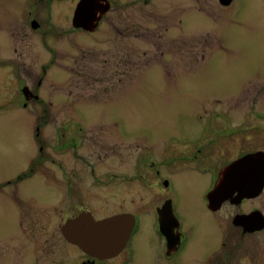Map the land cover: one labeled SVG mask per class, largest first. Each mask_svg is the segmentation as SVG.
<instances>
[{
  "label": "flooded vegetation",
  "instance_id": "af4514ba",
  "mask_svg": "<svg viewBox=\"0 0 264 264\" xmlns=\"http://www.w3.org/2000/svg\"><path fill=\"white\" fill-rule=\"evenodd\" d=\"M80 1L0 0V115L28 121L30 107L38 104L42 111L34 114L36 120L67 121L54 130L57 145L54 156L45 151L41 125L30 130L33 134L31 143L36 145L35 155L32 156L34 153L31 152L27 157L23 156L20 161L23 165L17 176L1 186L12 184L14 188H21L27 183H35V191L28 195L26 205L19 206L17 216V230L20 228L27 235L22 234L15 250L14 246L8 245L7 252L18 255L7 253V262L40 264L41 260H46L33 239L40 235L45 236L43 243L60 245L53 262L45 261L44 264H131L135 256L134 238L140 231L145 234L148 231L154 240L158 260L165 264L187 262L189 258L186 257L192 254V242L191 228L185 223L184 213L191 204L189 197L181 192L180 183L187 175L185 179L192 177L197 184L194 195L201 211L200 217L213 230V243L202 259L203 264H264V186L257 195L239 201L226 199L217 205L208 198V192L224 166L256 151H244L227 158L226 145L219 139L231 136L237 130L231 126V121L235 120L233 114L222 111L199 113L198 134L191 138L179 137L181 142L177 136L170 135L165 147L157 151L145 155L140 152L139 156L128 158V162L121 164H94L83 152L88 142L85 116L91 115L78 113L82 112L78 111L80 106L71 112L73 108L70 106L66 113L57 116L49 108L57 105L67 108V102L57 95L44 102L39 93V89L47 84V72L67 69L64 64L66 58L77 53L84 58L75 57V61L82 62L87 68L85 63H91L88 60L90 56H103L102 70H106L111 64L109 51L95 55L94 50L87 49L82 36L98 33L112 13L110 25L116 29V21H120L119 34L126 37L132 29L125 20L130 9H147V13L141 15L152 20L158 18L159 9H169L170 17L176 21L178 40L184 44L189 41L191 28L200 30L208 23L219 25L215 28V48L204 49L194 66L184 68H196L207 61L219 62L221 56L216 53L222 50V36H229L227 32L222 35V24L238 23L235 8L239 0H214L208 4L203 0H98L86 5L88 13L82 12L96 18L88 25H84L82 20H74ZM262 3L264 5V0ZM224 11L226 16L222 15ZM140 25L138 29H141ZM29 34H36L35 43ZM10 38L14 42L12 47ZM156 40L154 46L159 45L158 38ZM37 42H40L39 49L34 48ZM173 42L174 38L170 43ZM77 46L81 49L76 51ZM124 63L121 56L118 70L114 72L122 73ZM34 68L41 70L37 78L32 76L36 72ZM262 83L264 79L255 81L253 89L257 88L258 95L252 99L260 98L264 90ZM9 86L16 95L11 92V96H6ZM212 100L203 99L207 104L213 103ZM219 103L215 105H222ZM255 111L252 106L250 116L256 119L257 126L264 129V114ZM113 135L119 143H126L122 132ZM123 156L126 158L125 154ZM176 165L180 167L176 169ZM144 187L154 199L152 205L143 195ZM227 207L229 210L234 208V211L228 212L223 219L222 213ZM111 217L122 218L119 228L111 233L127 230L123 238L119 235L112 238L109 231L101 232L93 227L96 222ZM114 238H122L117 246Z\"/></svg>",
  "mask_w": 264,
  "mask_h": 264
},
{
  "label": "rangeland",
  "instance_id": "374dc122",
  "mask_svg": "<svg viewBox=\"0 0 264 264\" xmlns=\"http://www.w3.org/2000/svg\"><path fill=\"white\" fill-rule=\"evenodd\" d=\"M203 1L205 4L214 2ZM236 7L238 23L222 24V35L227 32L229 36H222V50L216 53L221 56V61H207L196 68L184 66H194L204 49L215 48V28L219 25L208 23L200 30L191 28L189 41L184 44L178 40L180 35L176 21L170 17L172 14L169 9H159L156 20L141 15L146 14L147 9H130L125 20L131 24L132 29L127 32L126 37L119 34L120 21H116V29L110 25L111 13L98 33L82 36L87 49L94 50L95 55L109 51V67L102 70L105 59L103 56H90L88 60L91 63H85L88 68L82 62L75 61L76 58H84L80 53L67 57L64 63L68 66L67 69L47 72V84L42 90L39 89L40 96H43L44 102L48 97L55 98L54 95L67 102V108L64 105L49 108L57 116L66 113L70 106L73 108L71 112H75V108L80 106L78 111L82 112L78 113L91 115H84L88 142L83 152L94 164H121L123 161L128 162V158L139 156L140 152L145 155L157 151L165 147V141L170 135L191 138L198 134L197 114L218 111L233 114L232 118L235 120L231 121V126L233 130L237 129L231 136L219 139L226 145L224 148L227 158L244 151H262L264 129L257 126L258 122L250 113L254 106L257 110L255 112L264 114V90L258 100L251 98L258 95L257 88L253 89L255 81L264 79V5L262 0H239ZM218 13L221 15V11ZM222 15L226 16V11ZM139 25L141 29H138ZM29 35L35 43L36 34ZM156 38L159 45L154 46ZM172 38L174 42L171 44ZM9 42L12 47L13 38ZM38 43L40 42L36 43L35 49L41 48ZM75 49L77 51L81 48L77 46ZM68 50L71 48L68 47ZM121 56L125 60L124 71L114 72L118 70ZM33 70L36 72L32 76L37 78L41 70ZM50 81L54 83L51 84ZM262 86L264 87L263 83ZM250 90L252 91L249 92ZM11 92L13 91L9 86L6 96H11ZM13 95L16 94L13 92ZM207 98L215 101L207 104L203 101ZM218 102L222 105H215ZM16 109L14 107L13 111L16 112ZM40 110L38 104H33L28 121L24 122L9 118V115H0V264H9L7 253L11 256L12 253L18 255L16 252H7L8 245L11 248L14 246L15 250L20 243L18 240L27 235L24 230L19 228L21 233L17 230V216L19 206L26 205L28 195L35 191V183H27L21 188H14L12 184L1 186L17 176L23 165L20 163L23 156L27 157L31 152L34 153L32 156L35 155L36 145L31 143L33 134L30 130L41 125L45 151L54 156L57 147L54 130L67 122L65 119L36 120L34 114L42 111ZM70 128H73L72 125ZM118 132H122L125 144L119 143L113 135ZM180 141L182 142L181 139ZM137 144L140 145L136 147ZM260 148L263 149L257 150ZM174 151L177 152L178 149L174 148ZM123 154L126 158L122 157ZM179 167L180 165L175 166L176 169ZM186 176L183 178L184 182L180 183L181 192L189 197L191 204L190 211L184 213V218L191 228L192 254L186 257L189 258L187 262L170 264H203L202 259L213 243V230L200 217L201 211L194 195V186L197 184L192 177H187L186 180ZM144 189L143 195L152 205L154 199L145 187ZM229 209L227 207L222 213L223 219L228 212L234 211V208ZM8 237L11 239H7ZM229 237L231 240V235ZM44 238L45 236L40 235L33 238L46 259L41 260L40 264L45 261L52 263L56 249L60 246L59 243L54 246L52 243H43ZM134 251V261L131 264H165L157 259L154 240L148 231L146 234L140 231L135 236Z\"/></svg>",
  "mask_w": 264,
  "mask_h": 264
},
{
  "label": "water",
  "instance_id": "95a60500",
  "mask_svg": "<svg viewBox=\"0 0 264 264\" xmlns=\"http://www.w3.org/2000/svg\"><path fill=\"white\" fill-rule=\"evenodd\" d=\"M96 2H98V0H81L76 8L74 20H82L85 23L84 25L90 24L91 20L96 18L93 17L92 19L93 15L90 18L89 15L83 14L82 12L88 13L86 5ZM79 25L81 26V24ZM263 186L264 152H250L233 160L222 168L214 187L208 192V198L209 201L216 202L217 205L226 199L239 201L242 198L257 195L262 190ZM122 221L121 217H111L104 221L96 222L93 224V227L99 228L101 232L103 230L109 231L112 238L114 235H119L123 238L127 230L111 233V231H115V228H119V224ZM121 239H115L116 246L121 242ZM111 248L113 249L115 246H111Z\"/></svg>",
  "mask_w": 264,
  "mask_h": 264
}]
</instances>
